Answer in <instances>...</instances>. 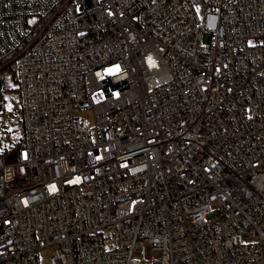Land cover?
<instances>
[{
    "label": "built area",
    "instance_id": "built-area-1",
    "mask_svg": "<svg viewBox=\"0 0 264 264\" xmlns=\"http://www.w3.org/2000/svg\"><path fill=\"white\" fill-rule=\"evenodd\" d=\"M6 67L0 264H264V0H0Z\"/></svg>",
    "mask_w": 264,
    "mask_h": 264
},
{
    "label": "rangeland",
    "instance_id": "rangeland-1",
    "mask_svg": "<svg viewBox=\"0 0 264 264\" xmlns=\"http://www.w3.org/2000/svg\"><path fill=\"white\" fill-rule=\"evenodd\" d=\"M36 21V17L30 19L32 24ZM0 79L3 80L4 84L2 90L4 106L0 110V153H4L8 150L12 151L18 146V142L22 141L24 126L20 109V96L12 71L8 67L1 69ZM81 115L92 125L94 117L91 109H83ZM50 254L51 250L49 248L42 249L39 252L40 263L51 264Z\"/></svg>",
    "mask_w": 264,
    "mask_h": 264
},
{
    "label": "snow or ice",
    "instance_id": "snow-or-ice-1",
    "mask_svg": "<svg viewBox=\"0 0 264 264\" xmlns=\"http://www.w3.org/2000/svg\"><path fill=\"white\" fill-rule=\"evenodd\" d=\"M149 61L154 64V62L151 60V57H149ZM53 188H54V186H53Z\"/></svg>",
    "mask_w": 264,
    "mask_h": 264
},
{
    "label": "trees",
    "instance_id": "trees-1",
    "mask_svg": "<svg viewBox=\"0 0 264 264\" xmlns=\"http://www.w3.org/2000/svg\"><path fill=\"white\" fill-rule=\"evenodd\" d=\"M21 142V141H20ZM20 142H18V145L20 144Z\"/></svg>",
    "mask_w": 264,
    "mask_h": 264
},
{
    "label": "water",
    "instance_id": "water-1",
    "mask_svg": "<svg viewBox=\"0 0 264 264\" xmlns=\"http://www.w3.org/2000/svg\"><path fill=\"white\" fill-rule=\"evenodd\" d=\"M82 104H84V103H82Z\"/></svg>",
    "mask_w": 264,
    "mask_h": 264
}]
</instances>
